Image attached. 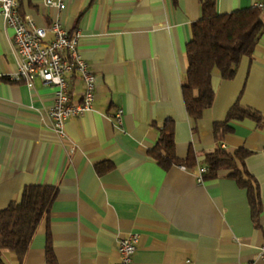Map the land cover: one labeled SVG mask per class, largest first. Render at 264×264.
I'll list each match as a JSON object with an SVG mask.
<instances>
[{"label": "crops", "instance_id": "crops-1", "mask_svg": "<svg viewBox=\"0 0 264 264\" xmlns=\"http://www.w3.org/2000/svg\"><path fill=\"white\" fill-rule=\"evenodd\" d=\"M54 1L63 7L23 0L21 13L38 25L58 18L71 33L78 31L79 51L96 72L97 95L93 109L68 118L60 136L48 117L55 88L40 77L13 79L19 67L14 30L0 15V209L19 200L29 184L57 191L23 260L6 250V262L47 264L50 233L58 264H114L119 240L137 233L131 264H264V124L231 120V132L220 138L214 132L239 98L264 116V33L234 77L214 72V103L195 120L182 86L191 25L206 0ZM214 1L219 13L264 2ZM83 89L75 76L74 102ZM169 118L176 122L178 157L194 150V167L166 168L150 153L162 143L160 128ZM217 146L250 151L244 164L258 186V217L247 189L228 170L199 180L207 151Z\"/></svg>", "mask_w": 264, "mask_h": 264}, {"label": "trees", "instance_id": "trees-1", "mask_svg": "<svg viewBox=\"0 0 264 264\" xmlns=\"http://www.w3.org/2000/svg\"><path fill=\"white\" fill-rule=\"evenodd\" d=\"M21 1L20 11L23 12ZM191 30L192 38L186 48L188 65L182 89L190 116L198 120L214 103V72L218 70L223 77L230 79L235 76L241 60L253 55L264 33V9L252 5L219 13L215 1L206 0L202 4V15L192 23ZM231 120H250L258 126L264 124L262 113L242 104L240 98L229 108L223 120L214 123L217 138L233 130L229 125ZM175 134L176 122L169 118L160 128L162 143L155 145L150 153L166 168L173 163L194 167L197 163L194 150L191 149L186 158L178 157ZM249 153L244 148L232 152L221 146L207 151V169L203 177L204 180H211L218 177L221 171L228 170L229 175L247 189L253 215L258 217L261 209L258 186L244 164ZM56 193L52 185L29 184L23 188L19 200L0 209V264H11L4 259L6 250L15 251L20 261L23 260L39 223L51 209ZM47 236V264H58L50 233Z\"/></svg>", "mask_w": 264, "mask_h": 264}, {"label": "built area", "instance_id": "built-area-1", "mask_svg": "<svg viewBox=\"0 0 264 264\" xmlns=\"http://www.w3.org/2000/svg\"><path fill=\"white\" fill-rule=\"evenodd\" d=\"M47 4L63 7L62 1L45 0ZM257 5L264 7V2ZM0 15H3L14 30L15 53L18 59V71L15 80L32 82L42 78L55 88V102L48 110L52 128L64 136L65 122L72 116H79L93 109L96 99L97 76L92 64L79 51V33H71L56 18L48 25H38L30 15L20 11L19 0H0ZM49 32L53 33L47 39ZM78 76L84 84L81 100H72L73 78ZM1 79V75H0ZM123 109L115 115L117 123L121 121ZM73 151V149H72ZM186 168L185 165H182ZM206 166L200 169L199 180H204ZM140 236L129 234L119 240V259L114 264H131L138 249ZM259 258L264 259V244L259 247ZM239 264H251L249 260H241Z\"/></svg>", "mask_w": 264, "mask_h": 264}]
</instances>
